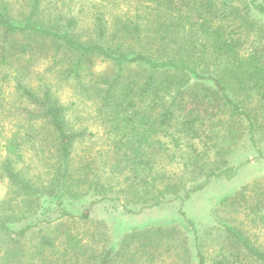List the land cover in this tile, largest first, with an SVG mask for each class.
<instances>
[{
	"label": "trees",
	"instance_id": "trees-1",
	"mask_svg": "<svg viewBox=\"0 0 264 264\" xmlns=\"http://www.w3.org/2000/svg\"><path fill=\"white\" fill-rule=\"evenodd\" d=\"M22 1L14 15V0H0V69H9L18 37L21 53L30 52L36 40L54 45L56 54L64 51L70 60L60 75L92 91L93 120L105 145L93 150L96 133L69 123L51 85L42 80L37 91L25 73L15 71V90L25 102L19 117L39 127L51 158L43 177L33 181L17 168L24 137L17 132L6 142L0 181L10 193L0 202V234L10 239L0 248V264H114L120 255L139 264L163 241L175 251L181 234L172 226L133 232L119 248L98 252L84 235L41 233L65 218L88 220L92 206L105 199L123 197L124 209L156 207L169 195L186 191L189 198L188 186L195 191L231 175L235 147L244 139L256 143L264 133V0H124L111 29L96 14L88 40L75 34V20L67 19L64 27L62 18L45 13L43 0ZM95 59L113 65V74L93 73ZM82 144L83 155L76 157ZM183 150L180 175L156 170V156L174 162ZM253 186L219 200L226 246L210 264H264L257 242L264 235V192ZM89 195L98 200L78 217L65 206ZM183 221L194 238L190 261L207 264L196 227L184 216ZM35 230L41 237L27 249L23 240ZM182 245L189 253L186 239ZM47 253L60 259L53 263Z\"/></svg>",
	"mask_w": 264,
	"mask_h": 264
},
{
	"label": "rangeland",
	"instance_id": "rangeland-1",
	"mask_svg": "<svg viewBox=\"0 0 264 264\" xmlns=\"http://www.w3.org/2000/svg\"><path fill=\"white\" fill-rule=\"evenodd\" d=\"M124 5V0H43L42 2L45 13L53 15L55 18H62L63 21L60 25L65 27L64 21L75 20L74 32L81 40L93 37L96 14H102L108 23V28L111 29L113 17L122 8H125ZM13 7V14L17 15L22 11L24 3L22 0H14ZM14 43L16 49L14 48L12 51L9 69L3 71L0 69V162L6 156V142L9 137L14 133H21L24 137L20 148L22 158L18 162L17 168L24 177L37 181L43 177L46 162L50 160L51 156L41 140V135L38 134L39 127H30L19 117L18 108L25 105V102L15 90L13 81L15 71L25 73L29 86L37 91H40L42 83L40 81L42 80L54 88L60 104L66 110L69 123L75 129L87 128L89 132L96 133V137L91 142L95 152L104 148L105 137L102 129L96 127L93 120L95 107L92 91L79 89L75 87L72 80L64 81L60 75L62 68H67L70 56L64 51L56 54L54 45L37 40L34 41L30 52L21 53L20 46L23 39L18 37L14 39ZM90 68L93 73L104 76H111L115 70L113 65L98 59L90 63ZM4 71L8 72L11 77L5 78L2 73ZM84 82L86 83L87 80ZM35 132L37 134H34ZM84 146L86 147L85 144H82L76 148V157L83 155ZM185 151L177 153L174 162L166 161L165 156H156V170L164 172L170 177L176 174L180 175L178 169L183 160L182 157H186ZM229 166L233 171L227 178L214 179L204 188L195 191L193 185L188 186L189 189L186 190H193L190 192L189 198L185 197V191L177 197L169 195L161 205L156 207L142 208L141 204H132L127 209L121 205L124 201L123 197L122 201L105 199L92 206L88 220L65 218L43 228L41 234L55 237L60 232L68 230L72 234L84 235L83 241L89 246L95 247L98 252L108 247L119 248L124 238L133 232L150 227L170 228L172 226L176 227L181 234L178 235L179 247L177 246L174 251L171 249L172 242L165 245L167 242L163 241L159 247L148 249L151 257L141 258L138 261L139 264H194L189 258V254L193 253L191 248L194 245V238L183 221L184 216L196 227L199 244L207 258V264H210L218 251L225 249L226 246L219 232V222L226 217L218 205L219 200L235 196L243 187L249 191L255 184L258 189L264 192V133L256 138V143L247 139L242 140L229 156ZM9 193L6 183L0 181V202ZM97 200V195H89L78 201L66 202L65 206L78 217L89 207L91 202ZM233 218L237 222L241 220V217L238 216ZM41 234L39 230L30 232L23 240V244L27 249L35 246ZM8 239L10 237L0 234V248L5 245ZM184 239L188 242L189 253L182 247ZM257 242L264 251V235H259ZM47 255L53 263L60 259L57 253L52 255L47 253ZM127 258L120 255L114 264H129Z\"/></svg>",
	"mask_w": 264,
	"mask_h": 264
}]
</instances>
